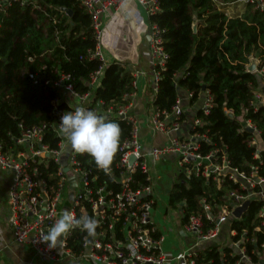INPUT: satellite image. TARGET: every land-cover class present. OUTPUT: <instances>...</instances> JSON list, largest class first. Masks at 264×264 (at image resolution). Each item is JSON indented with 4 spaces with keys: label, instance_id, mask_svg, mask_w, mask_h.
<instances>
[{
    "label": "trees",
    "instance_id": "obj_1",
    "mask_svg": "<svg viewBox=\"0 0 264 264\" xmlns=\"http://www.w3.org/2000/svg\"><path fill=\"white\" fill-rule=\"evenodd\" d=\"M26 1L24 6L13 1L6 9L0 7V144L5 152L22 150L16 142L24 129L45 124L48 129L44 144L58 149L60 138L55 127L63 113L78 106L62 100L56 106L54 102L62 98L61 91L46 83L67 76L65 84L72 85L75 93L93 94L86 109L99 113L107 122L117 123L121 129L119 148L110 165L113 176L99 169L88 154L78 157L82 166L92 171L94 189L105 187L118 192L121 185L115 178L119 176L120 148L131 137L133 124L117 117L116 112L131 103L127 96L136 92L135 77L125 65L110 63L97 88H92L90 77L104 63L89 57L97 40L86 9L78 0H36L41 10L35 9V1ZM159 8L150 21L165 31L163 42L169 60L157 92L153 88L148 91V108L161 114L172 113L180 96L191 93L190 102L194 104L205 86L214 106L208 116L198 113L205 125L197 127L195 133L208 139L201 142V152L225 151L232 167L249 172L250 165H258L259 175L264 177V153H260V160L254 158L253 135L240 122L243 118L245 123H252L264 140V104L256 110L249 109L254 91L264 81V70L262 75L247 71L251 59L258 61L257 70L264 67V11L248 4L243 16L228 17L213 0H159ZM30 75L36 76L37 82ZM99 102L103 104L101 109ZM110 108L114 115L105 116L104 111ZM226 110H232L234 116ZM185 119L182 116L181 120ZM57 171L58 165L52 159L41 165L43 177L51 186L57 183ZM134 181L135 188L150 185L142 171L136 172ZM236 189L237 185L227 182L218 190L205 179L178 174L169 193L170 208L181 210L185 225L192 214L202 212L201 199L229 206L228 193ZM261 206L260 201L250 202L242 220L234 221V228L251 231L256 227L255 217ZM258 237L261 242L262 237ZM83 240L84 234L76 229L70 247L80 251ZM224 251L229 254L230 249ZM198 263L229 264L218 246L203 250Z\"/></svg>",
    "mask_w": 264,
    "mask_h": 264
},
{
    "label": "built area",
    "instance_id": "obj_2",
    "mask_svg": "<svg viewBox=\"0 0 264 264\" xmlns=\"http://www.w3.org/2000/svg\"><path fill=\"white\" fill-rule=\"evenodd\" d=\"M20 1L21 5L27 2ZM35 9L41 10L36 4ZM91 17L92 28L95 31L97 46L89 51L91 59H99L104 63L97 72L90 77V86L97 88L108 64L105 53V19L110 12L115 15L126 14L131 3L139 4L149 17L160 11L159 0H78ZM217 9L228 17H241L234 9L236 4L248 3L255 10L264 11V0H233L230 2L213 0ZM9 0H0L2 9L11 5ZM134 23L140 30L147 33L150 57L153 64L151 86L156 93L161 80V73L166 70L169 54L165 50L163 42L164 30L156 24L144 25V19L138 13L134 17ZM151 22V21H150ZM249 67V66H248ZM264 67L257 70L262 75ZM30 78L37 82L34 75ZM67 76H62L57 81L47 82L50 87L59 89L61 99L54 104L57 106L60 100L68 103L66 93H71L79 101L78 107H88L93 94H78L72 85L65 84ZM263 85H264V81ZM264 87L262 88V90ZM253 93V100L249 109L256 110L258 105L264 104V92ZM205 102L201 109L205 116L210 114L214 106V100L210 92L205 90ZM190 99L192 94H187ZM134 95L127 96L132 101ZM186 96H180L172 113L154 114L148 120L151 130L155 133L166 135L169 143L164 147H153L146 153L143 141L140 137V127L137 121L129 116L131 103L121 107L116 116L128 119L133 124L131 137L121 146V158L117 167L119 176L115 180L121 185V190H107L105 187L94 189L91 184L92 171L87 170L78 160L77 153L69 143L59 134L58 124L55 133L60 138L57 150L44 144L48 125H40L24 129L21 137L17 139V145L22 148L16 152H5L0 144V169L13 175V181L8 195L9 220L12 227L14 241L19 245L29 248L35 255L43 260L57 264H167L172 260L184 264H199L201 252L213 246H218L220 255L229 264H264V177L259 175V166L250 165L249 172L240 171L231 166L225 151L211 150L204 154L201 152V142L207 137L195 133L197 127H203L205 123L201 118H196L186 137H182V116H185L182 101ZM103 104L98 103V108ZM230 116H234L232 110H226ZM105 116L114 115L112 108L104 111ZM186 120V119H185ZM247 128L252 129L251 144L256 147L255 159L260 160V153L255 136L263 143L260 131L249 121ZM247 128L244 127L245 130ZM71 148L70 152L67 149ZM176 155L179 174L191 179L193 177L212 182L218 190H221L227 182L237 185V189L228 193V205H216L206 198L200 200L202 212L192 214L184 225V232L193 238L189 249L183 250L175 258L169 257L163 250L164 238L159 234L153 220V207L156 203V164L162 158ZM134 158V162H131ZM52 159L58 165L57 183L49 185V181L43 177L41 165ZM150 160V164L148 161ZM66 161V166H63ZM261 165V162L259 163ZM142 171L147 176L150 185L146 187H132L135 183L134 175ZM107 173L113 176L110 168ZM96 180V178H95ZM73 194L72 201L70 194ZM252 201H260L262 206L256 214L258 225L251 231L247 228H234V221H241L243 217L236 218L234 212L244 204ZM69 205V206H68ZM71 210L77 218L88 216L98 222L96 235L84 240L80 251L70 247V239L76 229L62 237V243L50 248L42 241V234H46L48 228L66 210ZM217 211V212H216ZM80 214V215H79ZM226 227V230H225ZM225 237L219 244L222 234ZM262 241L259 242V237ZM250 247V249H249ZM230 249L229 254L225 249Z\"/></svg>",
    "mask_w": 264,
    "mask_h": 264
},
{
    "label": "crops",
    "instance_id": "obj_3",
    "mask_svg": "<svg viewBox=\"0 0 264 264\" xmlns=\"http://www.w3.org/2000/svg\"><path fill=\"white\" fill-rule=\"evenodd\" d=\"M217 1L230 2L233 0ZM247 7L248 3H239L236 4L234 10L240 16H243L247 11ZM128 9L129 12L126 14L115 15L112 11L105 19V53L108 64L120 63L125 65L135 77L136 92L133 94L129 116L137 121L144 148L146 153H149L153 147L166 146L169 143V138L166 135L153 132L148 124V120L155 112L153 109L148 108V103L151 102V98L148 100V91L152 89L153 64L150 57L147 33L138 29L133 20L139 13L144 19V25H147L151 23L150 17L137 3H131ZM251 60L255 61L257 67L258 61L256 59ZM252 73H258L257 69ZM263 87V82H261L255 92L261 91ZM182 96H186L182 101L186 118L183 124L182 137H186L193 121L198 117V113L204 105L205 93L203 91L194 104L190 102L188 95L183 94ZM68 104L73 105L69 98ZM243 122V127L247 128V122L245 123L244 120ZM254 138L258 140L257 147L259 150H264V143L256 136ZM150 163L149 160L148 164ZM154 168H158L161 175L156 181V203L152 211L153 220L160 236L164 238V252L169 257L175 258L183 250L189 249L193 243L192 236L184 232L181 210H174L170 208L169 204V193L179 174L177 156L170 155L162 158ZM12 181L13 175L0 169V264H57L43 261L29 248L15 243L8 212V195ZM167 264L184 263L172 260Z\"/></svg>",
    "mask_w": 264,
    "mask_h": 264
},
{
    "label": "clouds",
    "instance_id": "obj_4",
    "mask_svg": "<svg viewBox=\"0 0 264 264\" xmlns=\"http://www.w3.org/2000/svg\"><path fill=\"white\" fill-rule=\"evenodd\" d=\"M58 132L77 153L88 154L99 169L109 171L120 144L121 129L117 123L107 122L95 111L77 107L63 113ZM97 227L94 218L83 215L77 218L71 210H65L47 233L42 234V241L54 248L74 229L85 232L87 237H94Z\"/></svg>",
    "mask_w": 264,
    "mask_h": 264
},
{
    "label": "water",
    "instance_id": "obj_5",
    "mask_svg": "<svg viewBox=\"0 0 264 264\" xmlns=\"http://www.w3.org/2000/svg\"><path fill=\"white\" fill-rule=\"evenodd\" d=\"M9 1H16V0H9ZM244 1L248 2L249 0H244ZM68 13L70 14V12H68ZM197 28H198V21H196V22L194 23V26H193V30H194L195 33L197 32ZM256 69H257V67H256V63H255V61H254V60H251V61H250V65H249V67L247 68V71H248L249 73H252V72L256 71ZM205 90H206V87L204 86V87H203V91H205ZM262 91L264 92V89H263ZM247 130H248L250 133H252V131H253V130L250 129V128H247ZM70 151H71V148H68V149H67V152H70ZM134 160H135V159L132 158L131 162H134ZM62 165H63V166H66V161H63ZM72 199H73V194L71 193V194H70V200L72 201ZM68 206H69V205H68ZM68 206L66 207V210H68ZM248 207H249V203H246V204H244L241 208L236 209L235 212H234V216H235L236 218H241V217H243V215L246 213Z\"/></svg>",
    "mask_w": 264,
    "mask_h": 264
},
{
    "label": "rangeland",
    "instance_id": "obj_6",
    "mask_svg": "<svg viewBox=\"0 0 264 264\" xmlns=\"http://www.w3.org/2000/svg\"><path fill=\"white\" fill-rule=\"evenodd\" d=\"M66 95H67V97L69 98V100H71V102H72V104H73L74 106L79 105V101H78L76 98H74L73 95H72L71 93H66L64 96H66ZM240 122H241L242 124L244 123V122H243V118H240ZM155 174H156V176H160V175H161V171L158 170V168H157V169L155 170ZM222 235H223V236H222V238L219 240V244L221 243V241H222L225 237H227L226 232H224Z\"/></svg>",
    "mask_w": 264,
    "mask_h": 264
}]
</instances>
